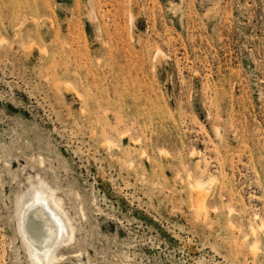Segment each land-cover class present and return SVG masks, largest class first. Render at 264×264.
<instances>
[{"label": "rangeland", "instance_id": "obj_1", "mask_svg": "<svg viewBox=\"0 0 264 264\" xmlns=\"http://www.w3.org/2000/svg\"><path fill=\"white\" fill-rule=\"evenodd\" d=\"M40 178L57 264H264V0H0V264Z\"/></svg>", "mask_w": 264, "mask_h": 264}, {"label": "bare ground", "instance_id": "obj_2", "mask_svg": "<svg viewBox=\"0 0 264 264\" xmlns=\"http://www.w3.org/2000/svg\"><path fill=\"white\" fill-rule=\"evenodd\" d=\"M197 177L189 182L190 204L193 208L192 211H195L196 214L207 215L210 210L209 185L214 179L207 180L205 178L206 180H204L199 178V175ZM42 178L37 183H35L36 181L31 182L19 198V230L33 264H57L58 256L55 255V251L68 239L74 238L76 228L70 214L65 209L66 207L64 208L65 204H62L61 197L51 184L49 185ZM262 226H264V222H262ZM256 230L257 228L253 226L252 232L255 233ZM257 248L258 246L255 244L253 246L254 254Z\"/></svg>", "mask_w": 264, "mask_h": 264}]
</instances>
